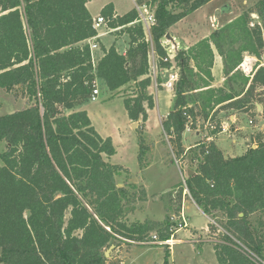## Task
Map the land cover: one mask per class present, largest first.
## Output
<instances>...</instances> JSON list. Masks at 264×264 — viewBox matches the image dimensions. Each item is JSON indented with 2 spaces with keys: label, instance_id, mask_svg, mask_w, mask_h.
<instances>
[{
  "label": "trees",
  "instance_id": "obj_1",
  "mask_svg": "<svg viewBox=\"0 0 264 264\" xmlns=\"http://www.w3.org/2000/svg\"><path fill=\"white\" fill-rule=\"evenodd\" d=\"M89 0H0V90L20 93L27 106L0 114V263L106 264L104 252L120 238L143 240L151 232L170 235L169 209L162 221L126 220L127 206L146 200L142 186L123 183L126 172L107 160L116 153L110 136H101L85 110L92 83L103 81L115 96L132 83L123 99L128 119H147L154 101L147 88L150 43L135 8L115 14L112 3L100 15L111 28L129 37L125 54L114 45L93 65L86 40L96 36L86 3ZM211 0H149L155 21L150 38L160 68L168 52L169 28ZM251 13L264 23V0L186 49L173 62L179 69L174 96L162 120L163 134L177 158L190 155L195 169L185 184L195 204L215 223L208 225L218 264H263L264 261V137L237 156H226L214 140L182 146L186 123L215 122L222 116L247 113L260 105L264 113V68L252 77L240 70L244 54L259 58L264 47L261 29L249 25ZM222 60V86L213 87L215 52ZM256 65V63H254ZM221 112V113H220ZM217 119L214 121V118ZM141 167L144 138L137 130ZM191 153V154H190ZM182 190V189H181ZM181 190L168 200L181 208ZM136 191L139 194H136ZM138 195V196H137ZM173 199V200H172ZM220 215V217L218 216ZM169 251L163 264H168Z\"/></svg>",
  "mask_w": 264,
  "mask_h": 264
},
{
  "label": "rangeland",
  "instance_id": "obj_2",
  "mask_svg": "<svg viewBox=\"0 0 264 264\" xmlns=\"http://www.w3.org/2000/svg\"><path fill=\"white\" fill-rule=\"evenodd\" d=\"M112 0H91L89 3V9L91 13L96 15L99 7L106 2ZM116 1V8L119 13L127 11L131 6L130 0H113ZM149 1V0H148ZM255 0H211L207 3L208 5L198 8L195 11L188 14L185 18L178 22L180 26H192L194 25L201 31H204L208 25L207 17L211 16V13L216 17V11L221 13L218 16V23H222L226 20L232 19L239 15L243 9L248 8L253 4ZM147 2V1H145ZM97 16V15H96ZM106 30L104 25L98 29V31ZM151 40V39H150ZM166 45V49L169 55L173 56L175 50L172 48L170 40L166 39L163 41ZM246 63L250 62L248 58H245ZM218 72V67L215 68V74ZM151 73V71H150ZM163 76V75H162ZM160 80H162L160 78ZM165 80V75L163 76V81ZM133 84L130 83L120 91L115 94V96L110 97L108 89L102 85L100 86V93L97 96V100L91 101L87 100L84 102L86 108L89 110L93 124L100 133L113 132L114 134H120L121 138L116 139V143H123L125 145L126 141L122 140V137L130 135V142L127 144L128 148L122 147L120 144L117 145L118 155L113 161L125 163L124 165L130 170L131 180L141 183V176L139 170L143 168L149 157V169L146 173L145 184L148 192L152 195L149 199L141 201L135 199L133 204L127 206L126 210V220L128 223L133 221L143 220L146 218L150 219H164L165 217V207L169 209V215L177 214V206L175 202L168 200L166 195H157L154 193H165L169 190L172 193V198H175L178 191L181 190L183 176L187 177L194 169L195 164L190 162L189 153L184 156H180L183 162L182 165H178L175 155L169 148L167 142L164 141V137L160 134L158 129H154L151 137H145L140 134L144 139L145 144V157L143 160V167L138 162L137 155L139 152L137 130H143L144 123L142 121H134L137 123L134 129L129 127L127 124L128 117L126 115V110L124 107L123 99L130 95L131 88ZM163 88L158 86V88ZM169 90L160 91L156 94L158 99V104L155 103V110L152 115L166 114L169 111V107L172 104V92ZM26 98L20 93L6 92L0 90V114L10 113L15 110L24 108L27 106ZM258 112V113H257ZM252 109L250 115H240L237 119L231 120L233 123L228 121L227 116H222L224 122H228V127L232 131L230 137L224 140V144L228 146H233V148L227 150L231 155L239 153L238 147L235 146L233 139H238L242 137H249L250 135L258 137H264V113ZM162 119V118H159ZM158 119V121H159ZM164 119V118H163ZM162 119V120H163ZM217 117L214 118V121ZM161 120V122H162ZM221 120V121H222ZM131 121V120H130ZM155 124L156 122H154ZM134 123L133 121H131ZM214 123L215 122H210ZM202 134V138L207 136L208 132L211 130L209 125L202 120H198L196 123V130ZM263 132V134H262ZM198 135L193 130H185L182 134V146L189 147L195 143L198 139ZM223 137V136H220ZM116 138H118L116 136ZM236 139V140H237ZM154 142V146L151 149L150 145ZM251 142H245L243 145H247ZM133 144V145H132ZM135 146V147H133ZM5 149V143L0 142V153ZM124 149V151H123ZM191 154V153H190ZM179 158V157H178ZM1 165V159H0ZM142 171V170H141ZM183 171V172H182ZM121 182V181H119ZM118 183V181H117ZM124 183V182H122ZM128 184V183H127ZM182 184V185H181ZM121 186V185H120ZM136 194H139L136 191ZM182 195V192H181ZM138 196V195H137ZM187 198V197H186ZM173 200V199H172ZM183 201V200H182ZM184 214L187 218L186 228H181L178 233L175 234V238L181 239L179 242L174 244L170 249L168 246H158L156 244H138L137 241L132 242V240L123 238L121 242H115L118 245H114L113 248L108 249V257L106 258V264H163L165 251H169L168 264H217L216 258L212 249L210 242H208V237L211 233H206L207 225L209 220L201 213L197 207L190 201L186 200L183 205ZM220 217V215L218 214ZM212 219V218H211ZM215 222V219H212ZM151 234H156L151 232ZM113 245V244H112ZM106 249V250H107ZM105 250V251H106ZM2 264V263H0Z\"/></svg>",
  "mask_w": 264,
  "mask_h": 264
},
{
  "label": "crops",
  "instance_id": "obj_3",
  "mask_svg": "<svg viewBox=\"0 0 264 264\" xmlns=\"http://www.w3.org/2000/svg\"><path fill=\"white\" fill-rule=\"evenodd\" d=\"M130 1L132 3L131 6L133 5L132 8H135V0H130ZM142 1H148V0H139V2H142ZM90 2H91V0H89L86 3V8H87L89 14L92 17V20L94 18L100 16V10H101V8L104 5L108 4V3H112V5L114 7V12H115V14H118V15H122V14L126 13L127 11H129L130 9H132L130 7L127 11H125L123 13H119V11L116 8V1H113L112 0L110 2H106L103 5H101V7H99V9H98V11L96 13L97 16L95 15V17H94V15L91 13V11L89 9V6H88ZM209 2H211V1H209ZM206 5H208V4L206 3L202 7H204ZM202 7H200V8H202ZM219 14H217L216 17H215V15L211 13V16L210 17H207V19H210V20L207 21L208 25H207V27H206V29L204 31H201L200 29H198L194 25H192V26H190V25L189 26H180V25H178V22L179 21L177 23H175L174 25H172L169 28V30H168V33L173 38V40H170V43H171L172 48L174 50L186 49L189 46H191L194 43H196L197 41H199L200 39H203V38L207 37L210 34V32H212L216 27H220V26L224 25L225 23L231 21L232 19H234V18H236L238 16L237 15L235 17H232V19L226 20V21H224L222 23H218L217 19H218ZM104 26L106 27V30L104 29L103 31H98L97 34H96V36H94L93 38L88 39V40H86L84 42V43H87L88 45H89V43H95V44H97V47L91 50V57H92V63H93V65L96 64V62L103 56L104 50L108 49L110 46L114 45V47H115V49H116V51L118 53L125 54V52H126V50L128 48V45H129V37H128V35L125 32L120 31L121 30V27H117L116 29H113L112 30V28L109 27L108 25H104ZM214 52H215V50H214ZM244 57L245 58H248L251 63H254L253 56H250V55H248V54L245 53L244 54ZM217 67H218V72H217V74H215V68H217ZM162 75L164 76L163 72L160 71V75H159V77L157 79L158 82L163 81V76ZM212 75H213L212 86L213 87L222 86L223 85V82H224V78H223V75H222V60H221V57L216 52H215L214 63H213V67H212ZM160 78L162 80H160ZM96 84H97V86L99 88V93H100V86H102V85L105 86V84L100 79H96ZM158 86H161V85L158 84ZM158 86L155 87L154 84H153V82L151 81L150 86L147 88V92L149 94H151L152 97H153L154 107L151 108V109H147V119H146V121L144 123V128L142 130V134H143V136H145L147 138L148 137H151L152 138V132L154 131V129H158L159 132H160V134H162V136L164 137V141L167 142V144H168V146H169V148L171 150V146H170L169 142L167 141V138L163 134V130H162V127H161V120L167 116V114H168L169 111L166 114H163V115L160 114V113H157V115H155V116L152 115V113L155 110V103H156V105L158 104V99L156 97H154V96H156V94H159L160 91H163V90H166L167 91L166 88H164V87L163 88H160V87L158 88ZM170 92H172V91H170ZM109 93H110V97H112L111 94H114L111 91H109ZM173 96H174V92H172V100H173ZM169 108H171V106ZM75 110H85L87 112V114H88L91 122H92V125L94 126L93 121H92V118H91V115H90V112L86 108L84 102L81 103V104H79L78 106H76ZM258 110L259 109L257 107L256 112ZM251 111H252V109L249 112H247V113L230 114V116H229L230 123H233L231 120L232 119L233 120L237 119V116H240V115H250ZM259 111H261V110H259ZM159 118H162V119H159ZM158 119H159V121H158ZM153 120H155L154 121V122H156L155 124H153ZM223 121H224V119L222 120V122ZM127 124H128L129 127H132V124L133 123L130 121V119H128L127 120ZM227 124H228V122H227ZM94 128H95V126H94ZM96 131L98 132V130H96ZM194 131L197 134H199L198 135V139L195 141V143L193 145H191L189 147L188 146L187 147H184V149L186 151L189 148L194 147L195 144L198 143V141L205 140L206 138H209V139L214 140V142L217 144V146L223 151L224 155H226V156H237V155L242 154L249 145L253 146L255 144V142H256L255 141L256 140V136H253L252 137L251 135L249 136L250 139H251V142L248 143L247 145L246 144L243 145V144L245 142L249 141V137H245L244 139L242 137H239L238 139L236 138L237 140L236 139L235 140L233 139V142H235L234 143L235 146L238 147V149H239L240 152L237 153V154L231 155L230 152L227 151V150L233 148V146H230L229 147L228 144L226 145L223 142L224 140H227L230 137V135L232 133V131L230 129H229V134L222 133V132H218L215 135H213L212 137H210L207 134V136H205V138H202L201 137L202 134H201V132H199V129L194 130ZM98 133L101 136H103V137L110 136L112 138L113 144H114V146L116 148V153L114 155H112L110 158H107V160L109 162L113 163V164L121 165L124 169H126V172H124L123 174H121L120 176L117 177L118 185H123L122 182H124V183L126 182V183H133V184H135L137 186H142L144 188L145 192H146L147 199H149V196H151L152 194L148 192V189H147L148 186L146 187V184L144 183L145 180H146V173H147V171L149 169V166H150L149 157H148V160L146 161V163L144 164L145 166L143 168H141L142 171L139 170L140 176H141V183L137 184V182H133L131 180L130 170L124 165L125 163L123 164V163H120V162L113 161L114 158H117V155H118L117 145L120 144L122 147L128 148V145L127 144L130 142L131 136L128 134L125 137H122V140L123 141H126V143L124 145L123 143H120V142L118 144L116 143V139L119 140L121 138V135L120 134H117L116 135L113 132H109V131H107V133H105V134L104 133H100V132H98ZM262 134H263V132H262ZM116 136L118 138H116ZM220 136H223V137H220ZM154 145H155L154 142L150 145V154H151V149L153 148ZM133 147H135V146H133ZM123 151H124V149H123ZM119 181H121V182H119ZM171 190H169V191H171ZM169 191H167V192H169ZM154 194H157V195L160 196V195H164L165 193H157L156 192ZM187 199L190 200L197 207V209L201 213H203V211L188 196H184V197L182 196V200H183L182 203H181L182 208H183L184 202ZM204 215L209 220V222L211 223L212 219L210 217H208L206 214H204ZM147 219H150V218H147ZM143 220H138V221H143ZM151 220L162 221L163 219H160V220L151 219ZM209 222H208V225H209ZM208 225H207V231H206L207 234L210 233L209 228H208ZM179 240H181V239H179ZM213 240H215V239L209 235L208 242H210V244H211V241H213ZM211 246H212V244H211ZM212 249H213V247H212ZM213 252H214V250H213ZM216 262H217V260H216ZM203 264H204V262H203Z\"/></svg>",
  "mask_w": 264,
  "mask_h": 264
},
{
  "label": "built area",
  "instance_id": "obj_4",
  "mask_svg": "<svg viewBox=\"0 0 264 264\" xmlns=\"http://www.w3.org/2000/svg\"><path fill=\"white\" fill-rule=\"evenodd\" d=\"M135 9L137 10L138 13V18L136 20V22L140 23L145 35H146V40L150 43V47H149V52H148V58H149V65H150V69H149V76L151 78V81L153 82L154 86L157 87L158 84L161 85L162 87L166 88L169 91L174 92V87L175 84L178 80L179 77V69L176 66V64L173 62L172 58L173 56L168 55L167 58H164V61H169L171 62V66L167 67V68H160L157 64V59L158 57L156 56L155 50H154V46L152 44V41L150 40V28L153 25L155 18H154V12L153 9L150 7L149 4H147V2L142 1L139 2V0H135ZM101 25H107V20L103 17V16H98L96 18H94L92 20V28L98 32V29L101 27ZM249 25L251 27L257 25L260 27L261 29V37L264 43V23H262L258 16L255 13H251V21L249 23ZM116 29V28H112ZM97 47V44L95 43H89V48L90 50L94 49ZM176 51V50H175ZM254 59V63H256V65H254V63L251 62H247L245 61V59H243V62L240 64V70L244 73V75L252 77L255 70L259 67H263L264 68V47L262 49V52L260 54L259 58L253 57ZM151 71V73H150ZM160 71L163 72V74L165 75V80L158 82L157 79L160 75ZM99 94V88L96 84V80L93 81L92 83V90L89 96V100L91 101H95L97 100V96ZM209 127L212 129L214 127V123H210L209 119L206 122ZM185 130H196L195 128L192 129L191 124L188 122L185 125ZM222 133H227L229 134V127L228 124L226 122H220V131ZM175 160L177 162V164L182 165V159L181 158H177L176 156ZM183 172V171H182ZM185 179L186 177L183 176V182H182V186H181V192H182V196H188L190 199L191 196L189 194L188 189L186 188V184H185ZM193 201V200H192ZM169 221L171 223V225L169 226V232L170 235L167 239H161L157 236V234H150L148 237L144 238L143 240L137 241V240H132V242L137 241L138 244H156L158 246H168L170 249L174 246V244H176L177 242H179L180 240L178 238H175V234L178 233V231L181 228H186L188 227L187 225V218L184 214L183 208L181 206L180 210L177 212V214H173L170 215L169 217ZM211 223L216 224L213 220L211 221ZM122 239V238H120ZM136 243V242H135ZM264 264V261H261Z\"/></svg>",
  "mask_w": 264,
  "mask_h": 264
},
{
  "label": "water",
  "instance_id": "obj_5",
  "mask_svg": "<svg viewBox=\"0 0 264 264\" xmlns=\"http://www.w3.org/2000/svg\"><path fill=\"white\" fill-rule=\"evenodd\" d=\"M219 13H220V11H216L215 14L217 15V14H219ZM165 38H166V39H169V40H173V38L170 36V34H169L168 32L166 33ZM257 107H258L259 110H261L260 105H257ZM136 125H137V123L134 122V123L132 124V129H134ZM118 186H120V185H118ZM113 247H114V245H111V246L109 247V249H110V248H113ZM0 253H1V248H0ZM104 256H105V257H108V249L104 252Z\"/></svg>",
  "mask_w": 264,
  "mask_h": 264
}]
</instances>
